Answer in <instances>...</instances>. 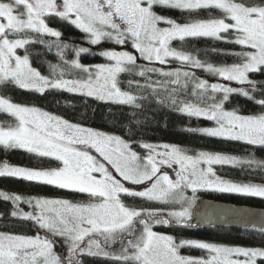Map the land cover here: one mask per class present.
<instances>
[{"label": "snow or ice", "instance_id": "obj_1", "mask_svg": "<svg viewBox=\"0 0 264 264\" xmlns=\"http://www.w3.org/2000/svg\"><path fill=\"white\" fill-rule=\"evenodd\" d=\"M145 3L147 6H144ZM155 4L185 10L216 7L227 13L234 23L227 24L220 19L181 25L156 15L151 10ZM20 7H23V12L19 11ZM62 7V11L58 9L56 0H8V2L0 0V81L11 79L23 88L28 87L30 82H42L45 86L66 88L70 92L87 89L89 96L96 94L101 99H117L129 104L135 102L136 97L121 92L115 83L116 74L125 71L122 67L125 62L135 64V57L128 52L106 51L102 53L115 63L111 66H96L98 69L97 84H99L100 76L106 74L105 85L100 89L95 88L91 80L87 82L63 79L49 81L30 67L27 55L24 57L16 55L15 50L23 48L29 41L10 40L8 39L10 33L33 30L60 37L61 33L49 27L43 19L45 15L51 14L69 19L70 23L89 33L92 37V44H96L103 36L114 38L118 43L123 44L122 37L126 32L132 37L133 48L146 59L151 60L154 56L156 60L163 63L166 57H173L195 67L204 65L189 54L170 49L168 42L177 37L181 40L195 36L220 38L219 33L222 31L235 29L239 33L235 42L250 46L256 51L244 54L246 60L243 64L221 68L207 65L206 70L217 73L229 81L236 80L243 83L247 81V73L259 71L260 66H264V5L246 6L234 0H63ZM73 15L75 19H70ZM115 17H119L127 28L121 31V26L115 22ZM160 21L168 23L171 27L158 28L157 23ZM97 25L111 28L115 36L113 37V32L101 31ZM145 39L152 46H146ZM86 51L87 49H79L77 56ZM72 64L77 68L83 67L75 60ZM147 71L155 70L147 69ZM140 74L143 75L144 72ZM167 75H176L177 80L173 83L179 82L178 73ZM184 76L187 77L188 73H184ZM108 81H111L110 88L107 87ZM247 82L255 88V82ZM197 87L207 89L208 85L207 82L200 81ZM211 89L213 92L223 91L225 100L228 98L227 93L230 92L249 95L244 89H232L217 84H212ZM258 103L264 104V100ZM0 110L15 116L19 121L16 127H0V144L25 148L43 157H54L63 165L57 169L35 170L9 167L5 164L0 168V176L22 177L29 181L58 186L61 189L78 190L81 193L99 197L101 200L100 203L89 205H72L68 201L44 198H31L27 201L30 206L34 203L37 211L35 215L23 213V218L34 220L40 228L48 229L56 235L67 236L70 240L68 264H72V257L77 252L87 251L89 255L107 256L108 253L100 249L98 242L90 240L87 250L80 248L78 242L94 232L104 236L106 240L114 239L118 234L128 232L134 220L141 216V211L126 207L120 201L121 193L148 200L166 201L175 199L182 186H186L190 187L194 193L197 187H209L225 193L264 197V185L236 184L219 178L212 181L206 179L208 174L215 175L212 172V164H235L239 162L236 157L206 152H200L196 157H192L184 155L183 151L175 145L145 144L143 147L149 149L150 154L145 158L146 163L141 166L134 163L138 159L136 153L128 151V145L119 137L106 136L92 129L69 124L39 109L13 104L3 97H0ZM180 111L191 116H205L216 120L219 124L218 128L200 130L209 136H228L232 139L245 140L251 144L264 145V116H239L234 112L223 111L219 103L212 107L210 114L209 110L190 104H186ZM237 128L239 131H234ZM113 143L117 145L116 148L111 147ZM74 145L94 148L124 181L133 184L150 181L152 182L151 187L139 192L130 190L115 179L95 157ZM156 147H163L166 151L156 153L154 156L152 153L155 152ZM157 156L161 158L160 163L175 162L180 165L181 171L177 174L175 181L167 174L159 175ZM201 162L209 167L206 170H198L197 166ZM246 163H255L264 167V162L253 160L246 161ZM93 173H99V178ZM0 197L11 200L13 204H17L22 199L19 195H9L3 192H0ZM194 199L195 197L186 201L188 207L180 211L169 212L168 215L175 218L178 224L186 223L191 216L190 208ZM57 205L59 209L55 207ZM53 211L56 213L55 217L49 218L46 214ZM18 214L17 211L12 212L13 216ZM145 214L152 218L159 213L146 211ZM154 222L169 224L167 219H157ZM140 223L143 225L142 235L135 243L131 240L128 242L134 250L132 255L122 254L114 257L115 259L135 260L138 264H256L257 258H264V249L261 248L223 247L191 240L181 241V244L206 249L216 255L208 260L182 257L177 253L178 246L173 243L172 237L153 232L148 220H140ZM52 246L53 242L47 238L0 233V264H39L40 258H43L44 264H61L59 257L52 255ZM93 246L97 249L96 252L92 251ZM233 254L242 255L244 259H231ZM76 264L79 262L77 261Z\"/></svg>", "mask_w": 264, "mask_h": 264}, {"label": "trees", "instance_id": "obj_2", "mask_svg": "<svg viewBox=\"0 0 264 264\" xmlns=\"http://www.w3.org/2000/svg\"><path fill=\"white\" fill-rule=\"evenodd\" d=\"M246 6L264 5V0H234ZM157 14L182 24L207 20H226L230 23L227 13L216 7H201L185 10L170 6H155ZM49 26L61 33L60 37L35 32L32 30L9 34V38L24 39L29 42L18 49L22 55H27L30 65L42 76L51 78H85L79 76L77 69L72 68L71 61H77L80 65L90 66L104 62L101 53L111 46L103 41L97 44L89 43L87 34L63 18L51 14L46 18ZM239 35L235 29L224 31L220 38L195 36L174 39L171 47L188 53L199 60L204 66L225 67L243 64L246 60L244 54L251 52L246 45L237 44L235 41ZM67 45V47H64ZM87 49L77 56L79 49ZM170 63L173 64L172 61ZM159 63L151 65L136 63L130 70L122 72L117 78L118 88L136 97V104H119L97 100L81 94H74L57 89H48L43 92L23 89L13 82L6 80L0 82V96L14 104L39 108L54 116L63 118L69 122L83 125L100 132L117 136L140 152L143 143H168L177 145L187 152L194 153L205 151L238 158L235 164H218L214 166L215 174L226 180L264 185V167L257 164H249L246 161L264 162V146L248 144L237 140H228L212 137L198 130L210 127L212 121L205 118H197L180 112L179 106L193 103L207 105L211 101H217L215 95L207 99L196 92L198 79L202 78L201 70H187L190 72L183 84H175L164 74L147 71ZM173 69H178L173 66ZM156 70V69H154ZM144 72L141 75V72ZM174 71V70H172ZM71 76V77H70ZM183 78V77H182ZM249 81L255 82V88L251 84L237 85V89H244L248 96L240 92H231L222 106L224 109L240 115L260 116L264 115V104L258 101L264 100V67L259 71L249 72ZM219 94V93H218ZM0 123L4 126L15 125V119L0 110ZM22 167L35 170H50L60 167V162L52 157H43L27 150L4 146L0 144V165ZM0 192L9 195H19L21 198H52L63 199L77 203H88L93 200L90 194L79 193L72 190L45 183L29 181L21 177L0 176ZM217 201L229 202L235 205H245L264 209V198L251 195L216 192L210 195ZM120 201L129 208L142 210L160 209L163 204L150 201L139 196L120 194ZM27 210L24 204H13L11 200L0 197V233L33 237L40 233L39 226L34 220L25 219L20 214L13 216V211ZM163 232L174 234L176 242L185 239H195L217 244L237 245L264 249V232L254 228H208L193 231L169 230L162 225ZM41 235V234H40ZM51 237L55 247L66 246V240ZM124 235L118 237L110 252L116 248L121 250ZM182 254L192 256H204L202 250L180 248ZM114 253L111 256H114ZM115 257V256H114ZM81 264H136L131 261H121L110 256L81 255Z\"/></svg>", "mask_w": 264, "mask_h": 264}, {"label": "rangeland", "instance_id": "obj_3", "mask_svg": "<svg viewBox=\"0 0 264 264\" xmlns=\"http://www.w3.org/2000/svg\"><path fill=\"white\" fill-rule=\"evenodd\" d=\"M3 2H8V0H3ZM56 3H57V7L59 10H63V0H56ZM144 6H147L146 3L144 4ZM155 6H168V5H160V4H155L152 6V11L158 15V16H161L159 14L156 13V11L154 10V7ZM171 7V6H170ZM105 10H106V6H105ZM20 12H23L24 9L23 7H20L19 9ZM48 15H45L43 17L45 23L47 24L46 22V18H47ZM163 17V16H161ZM227 17L230 19V17L228 16L227 14ZM26 19V17H23ZM165 18V17H164ZM64 20L69 21V19H66V18H63ZM70 19H75V16L73 15L72 17H70ZM115 22L118 23L120 26H121V31H123L124 29L127 28V25L121 21L119 19V17H115ZM166 20H169L167 18H165ZM198 22V21H197ZM225 23L227 24H233L234 21H232L230 19V23H228L226 20H224ZM177 24H181L183 25L182 23H178L176 22ZM194 23V22H192ZM72 24V23H71ZM186 24H190V23H186ZM48 25V24H47ZM73 25V24H72ZM49 26V25H48ZM75 26V25H74ZM51 27V26H49ZM76 27V26H75ZM97 27L101 30V31H104V32H113V37L115 36V32L114 30H112L111 28L107 27V26H101V25H97ZM157 27L160 28V29H164V28H169L171 27V25H169L168 23L164 22V21H160L157 23ZM53 28V27H51ZM78 28V27H77ZM55 29V28H53ZM80 29V28H78ZM56 30V29H55ZM81 30V29H80ZM33 31V30H32ZM83 31V30H81ZM36 32V31H35ZM84 32V31H83ZM224 31H222L221 33H219V35H221ZM86 33V32H85ZM43 34H46V33H43ZM87 34V37H88V40H89V43H91V35L89 33H86ZM49 35V34H47ZM203 37H211V36H203ZM185 38H188V37H185ZM213 38H216V37H213ZM8 39L9 36H8ZM122 39L124 40V43L121 44V43H118L114 38H110L108 36H103L100 38V40L97 42V43H100V42H103V41H106V42H109V45H111L112 43L114 44V46H111L109 47L108 49H105L102 53L106 52V51H116V52H128L130 53L131 55H133L135 57V64L136 63H143V64H147V65H151V64H156V63H159L160 66H154V67H151V69H156L155 71L153 72H158L159 74H164L166 76H169L168 79H170L172 82L173 81H176L177 80V76L176 75H167L168 73H178L179 74V82L178 83H175V84H183V81L185 80L184 78H186L184 76V73H188L190 74V72H188L187 70H201L202 73H201V76H203L202 78L198 79L197 83L199 84L200 81H205L207 82V89H201V88H198L196 86V92H199L200 94H202L203 96H208V98L210 97H213L215 95L219 96V98L217 99V101H211L210 103H208L207 105H199V104H193V103H187V104H190V105H193L195 107H199V108H202V109H206V110H209V114L212 110V107L215 105V104H221V107H222V110L223 111H226V112H233V111H229V110H226L223 108L222 106V103L223 101L225 100L224 97H225V93L223 91H216V92H213L212 89H211V85L212 84H217V85H221L223 87H227V88H232V89H237L236 86L237 85H244V84H249L247 81H249L248 79V75L249 73H247V81L241 83L239 81H236V80H227L221 76H219L217 73H214V72H210V71H207L206 70V67L207 66H203V67H195L193 66L192 64L190 63H186V62H181L179 59H176V58H173V57H166L164 62L161 63L160 61L156 60L155 57L153 56V58L151 60H148L145 58V56L141 55V53L136 50L135 48H133V40H132V37L130 36V34L126 33L123 35ZM174 39H180V38H173L172 40ZM12 40V39H10ZM172 40H170L168 42V47L170 49H173V50H176L178 52H182V51H179L177 49H174L171 47V42ZM96 43V44H97ZM92 44V43H91ZM144 44L146 46H152L150 44V42L148 40H144ZM247 46V45H246ZM249 48H251L250 46H248ZM18 49L20 48H17L15 51H16V55H19L21 57H24V55L20 54L18 52ZM256 51L255 49H252L251 48V52H254ZM101 53V56L105 59L104 62H101V63H97V64H93V65H90V66H86V65H81L83 67H80V68H77V67H74L73 64H72V61L70 62V65L72 66V68H76L77 71H78V75L79 76H83V75H87L85 78H78V77H73V78H51V77H47V76H42L40 73V76L42 77H45L47 80L49 81H55V80H58V79H63V80H70V81H81V82H87L89 80H91L93 82V86L97 89H100L102 86L105 85V77H106V74H102L100 76V79H99V84L96 83L97 81V67L98 65H106V66H111V65H114V61L110 60L109 58H107L106 56L102 55ZM185 53V52H183ZM188 54V53H186ZM190 55V54H189ZM192 56V55H191ZM194 58V56H192ZM195 59V58H194ZM197 60V59H196ZM170 61L173 62L170 63ZM78 62V60H77ZM14 63V61H13ZM135 64H129L127 62H125L122 67L125 69V71H128L130 70V68L135 65ZM202 64V63H201ZM29 65H30V62H29ZM178 68V69H173L175 66ZM204 65V64H202ZM31 68H33L31 65H30ZM225 67H230V66H225ZM261 67H264V66H260ZM87 68L88 70L85 71L84 69ZM215 68H221V67H215ZM34 69V68H33ZM174 70V71H172ZM125 71H122V72H125ZM38 72V71H37ZM122 72H119L116 74V77H115V83H116V87L118 88V85H117V78L119 76V74H121ZM253 72V71H252ZM71 77V76H70ZM183 77V78H182ZM9 81L13 82L15 85L19 86L15 81L11 80V79H8ZM6 81V80H4ZM2 82V81H0ZM20 87V86H19ZM108 88L111 87V81H108V85H107ZM23 88V87H21ZM40 88H43L44 90L43 91H46L48 89H57V90H63V91H66V92H70L68 91L66 88H52V87H48V86H45L42 82H30L29 83V86L26 87V88H23V89H27V90H33V91H37V92H43V91H40L39 89ZM119 89V88H118ZM120 90V89H119ZM121 91V90H120ZM123 92V91H121ZM70 93H74V94H81V95H85V96H88V97H92V98H95L97 100H100V101H104V102H111V103H119V104H129V103H122L120 102L119 100L117 99H101L99 98L98 95L94 94L92 96H89L87 94V89L85 90H82V91H74V92H70ZM219 93V94H218ZM231 93V92H230ZM229 93H227V96H228ZM1 97V96H0ZM222 102V103H221ZM14 104V103H13ZM136 104V100L134 103H131L129 105H135ZM19 105V104H18ZM186 104H182L179 106V109L183 108ZM21 106H24V105H21ZM24 107H29V108H36V107H31V106H24ZM36 109H39V108H36ZM41 112H44V113H47L41 109H39ZM7 114H9L8 112L4 111V110H1ZM181 112V111H180ZM184 113V112H182ZM235 113V112H234ZM49 115L51 116H54L50 113H48ZM186 115H188L187 113H184ZM236 115H239V116H250V115H240V114H237L235 113ZM11 115V114H9ZM14 119H15V125H11V126H4L0 123V127H4V128H8V127H16L19 123L18 119L11 115ZM191 116V115H189ZM260 116H264V115H260ZM54 117H57V116H54ZM193 117V116H192ZM194 117H197V116H194ZM254 117H259V116H254ZM60 118V117H58ZM197 118H205V119H208L207 117L205 116H199ZM61 120H64V121H67L63 118H60ZM210 121H212L213 124L210 125V127H205V128H202V129H207V128H218L219 127V124H217L216 120H212V119H208ZM69 124H72V125H78L80 127H83V128H87V129H92V128H89V127H86V126H83V125H79V124H75L73 122H69L67 121ZM93 131L95 132H99V133H103V132H100L98 130H95V129H92ZM201 130V129H200ZM198 130L200 133H203L202 131ZM234 131H239V129H234ZM105 134L106 136H113V135H109V134H106V133H103ZM203 134H206V133H203ZM207 135V134H206ZM114 137H117V136H114ZM212 137H218V138H222V139H228V140H237V141H241V142H245V143H248V144H251L245 140H238V139H232L228 136H212ZM120 140H122L124 143H126L128 145V151L130 152H134L136 153L138 159L134 162L136 164H139L141 166H143L145 163H146V157L149 156L150 154V150L143 147V145L145 144H151L153 146H162V145H172V144H168V143H143V144H140L141 146V149H140V152H137L135 151L134 149H132V146L130 144H128L126 141H124L123 139L120 138ZM3 145V144H1ZM253 145H260V146H264L262 144H253ZM5 146V145H4ZM75 147H77L78 149H80L81 151H87L90 155H92L93 157L96 158V160L103 164L108 170L109 172L113 175V177L117 180H119L122 184H124L125 187H128L130 190L134 191V192H139V191H143L147 188H150L151 187V184L152 182L150 181H144L142 184H133L129 181H124L123 178L119 175V173H117L115 171V169L106 161L104 160V158L102 156H100L99 153H97L95 151L94 148H91L90 146H84V145H74ZM177 146V145H175ZM112 148H116L117 145L115 143H113L111 145ZM178 148H180L182 151H183V154L184 155H187V156H192V157H196L200 152H205V151H197V152H194V153H190V152H187L186 150H184L183 148L177 146ZM15 148H19V147H15ZM19 149H23V150H27L25 148H19ZM28 151V150H27ZM166 150L163 148V147H156L155 149V152L152 153V155L155 156L156 153H163L165 152ZM206 153H210V152H206ZM210 154H216V153H210ZM221 155V154H220ZM225 156V155H224ZM54 158V157H52ZM160 157H156V160H157V163L159 164V175H163V174H167L170 179H172L173 181L176 180L177 178V174L180 173L181 171V168H180V165L175 163V162H171L170 164L169 163H160ZM60 162V161H59ZM218 164H212L211 165V168H212V172L215 174V170H214V166H216ZM4 165H0V168H2ZM9 167H15V166H9ZM60 167H63L62 163L60 162ZM58 167V168H60ZM209 167V165L207 164H204V163H200L197 168L198 170H206L207 168ZM22 168V167H21ZM51 170V169H50ZM93 175L97 176L99 178V173H93ZM22 178V177H21ZM219 178L220 180H223V181H228V182H231V183H236V184H247V183H237V182H232V181H229V180H226L222 177H218L216 174L215 175H212V174H208L206 179L212 181V180H215ZM41 183V182H40ZM46 184V183H45ZM257 185V184H255ZM58 187V186H56ZM67 190H72V191H75V192H79L78 190H73V189H67ZM216 192H220V191H216L214 190L213 188H209V187H197L195 193L193 192V190L190 188V187H186V186H182L181 188V191L177 193L176 195V198L175 199H169V200H150V201H154V202H157V203H160V204H163L164 206H162L160 209H155V210H142V209H136L138 211H141V216L137 218V220H139L138 222H140V220H148L151 222V218L148 217L145 212L146 211H153V212H157V213H163L164 215H166L173 223H177L176 219L169 216V212H173V211H180L182 210V208H185V207H188V204L186 203L187 200H191L193 197H195L194 200H198L200 198H209L211 197L210 195L213 194V193H216ZM80 193V192H79ZM220 193H225V192H220ZM88 194V193H87ZM233 194H239V193H233ZM241 195H245V194H241ZM249 196V195H248ZM94 197V196H92ZM256 197V196H255ZM142 198V197H141ZM261 198H264V197H261ZM31 199V198H27V199H24L22 198L20 202H18L20 205L21 204H24V205H27L28 208L27 210H22L20 208V210H18L17 212L22 216L23 213H32L33 215L36 214V209H35V206H34V203L33 205H29L27 203V201ZM44 199H51V200H61V201H68V200H63V199H52V198H44ZM93 200L89 201L88 203H77V202H72V201H68L70 204L72 205H89V204H96V203H100L101 200L99 197H94L92 198ZM147 199V198H146ZM57 209H59V206H55ZM194 208V202L191 204V208H190V212L192 214V210ZM49 218H54L56 213L53 211V212H49L46 214ZM156 217V216H155ZM153 218V217H152ZM157 218V217H156ZM183 223V222H181ZM185 223V222H184ZM38 225V224H37ZM162 225H164L163 223H153L151 226V230L155 233H158L160 235H166V236H170L173 238V243L175 245H177V253L182 256V257H192V258H195V259H202V260H208L210 259L212 256L216 255L215 253H212L210 252L209 250H206V249H200L198 247H195V246H191V245H188V244H181V242H176L174 240V234H171V233H168V232H163L161 231L160 229H158L159 227H161ZM39 226V225H38ZM84 226H87V225H84ZM139 226V230L137 231V233L134 235V236H130V235H127V233L131 232V229L128 231V232H123V233H120L116 236V238L114 239H108L106 240L104 238V236L100 235L99 233L97 232H94V233H90L89 235L85 236V238L78 242L79 243V247L80 248H83L85 250L88 249L89 247V241H95V242H98L99 245H100V249L103 250V252H107L108 255L107 256H110L112 258L117 257V256H121L122 254H127L129 256L132 255L133 253V249L129 246V241L131 240L132 242H136L140 236L142 235L143 233V227L138 225ZM40 228V227H39ZM40 230L43 231L44 234H38L36 236H39L41 239H45L47 238L48 240L52 241L51 237L49 238L48 235L52 236V237H57V239H60V240H66V246H60L59 248L58 247H55L56 245L53 243V246H52V255L55 256V257H59L60 259V262L61 264H68V261H69V244H70V240L68 239L67 236H60V235H56L54 234L53 232L49 231L48 229H42L40 228ZM44 235V236H43ZM46 235V236H45ZM122 235H124L125 238H129V241H127L126 239L123 240V243L121 245V250H118V248H116L114 251H111V254L110 252L107 250V248H110L112 247V245H114V243L116 242V239L118 237H122ZM36 236H33V237H36ZM200 241V242H205V243H209V244H214V245H217V246H223V247H242V246H237V245H227V244H217V243H211V242H207V241H201V240H195V239H185L184 241ZM181 247H187V248H190V249H196V250H202V252L204 253V256H192V255H187V254H182L180 248ZM243 248H253V247H243ZM126 250V251H125ZM92 251L93 252H96L97 249L95 248V246H93L92 248ZM113 252H116L114 253V256H111L113 254ZM89 255L87 251L81 253V252H77L73 257H72V264H76V262L78 261L79 262V257L81 255ZM100 256H104L103 254H99ZM91 256H95V255H91ZM231 259H239V260H243L244 257L242 255L240 256H237L235 254H233L231 257ZM121 261H131V262H134L136 264H138L137 261L135 260H121ZM39 264H44V260L43 258H40V262ZM79 264H81L79 262ZM256 264H264V258H257V261H256Z\"/></svg>", "mask_w": 264, "mask_h": 264}, {"label": "water", "instance_id": "obj_4", "mask_svg": "<svg viewBox=\"0 0 264 264\" xmlns=\"http://www.w3.org/2000/svg\"><path fill=\"white\" fill-rule=\"evenodd\" d=\"M157 218L169 220L167 229L190 231L212 227L247 229L254 228L264 232V209L245 205H235L229 202L212 199H200L195 206L190 219L185 224H175L163 214ZM38 233L44 234L42 230Z\"/></svg>", "mask_w": 264, "mask_h": 264}, {"label": "flooded vegetation", "instance_id": "obj_5", "mask_svg": "<svg viewBox=\"0 0 264 264\" xmlns=\"http://www.w3.org/2000/svg\"><path fill=\"white\" fill-rule=\"evenodd\" d=\"M200 199H204V198H200ZM200 199H198V200H200ZM206 199H212V200H215V199H213V198H206ZM198 200H194V206H195V202L196 201H198ZM194 209V208H193ZM192 212H193V210H192ZM160 214H163V213H160ZM192 215V214H191ZM191 217V216H190ZM157 219H162V218H156V217H153V218H151V222L149 221V223H150V226L153 224V223H155L154 222V220H157ZM190 219V218H189ZM188 219V220H189ZM187 220V221H188ZM139 220H137V218L134 220V222H133V226L131 227V232H129V233H127V235H130V236H134L136 233H137V231L139 230V226L138 225H140V226H142L143 227V225L140 223V222H138ZM184 223V222H183ZM185 224V223H184ZM152 227V226H151ZM164 227H165V225H164ZM212 228H216V227H212ZM206 229H208V228H206ZM194 230H197V229H194ZM190 231H193V230H190ZM124 239H126L127 241H129V238H125L124 237ZM123 239V240H124Z\"/></svg>", "mask_w": 264, "mask_h": 264}]
</instances>
